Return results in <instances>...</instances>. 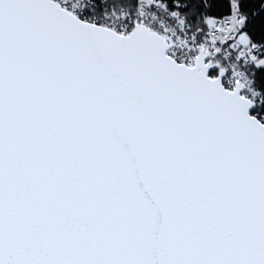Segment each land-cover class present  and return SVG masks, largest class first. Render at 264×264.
<instances>
[{
  "label": "snow or ice",
  "instance_id": "snow-or-ice-1",
  "mask_svg": "<svg viewBox=\"0 0 264 264\" xmlns=\"http://www.w3.org/2000/svg\"><path fill=\"white\" fill-rule=\"evenodd\" d=\"M0 264H264V0H0Z\"/></svg>",
  "mask_w": 264,
  "mask_h": 264
}]
</instances>
